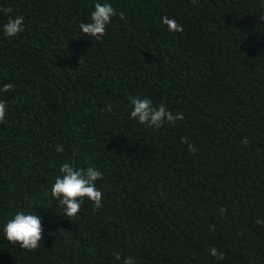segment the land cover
Wrapping results in <instances>:
<instances>
[{
    "label": "trees",
    "instance_id": "trees-1",
    "mask_svg": "<svg viewBox=\"0 0 264 264\" xmlns=\"http://www.w3.org/2000/svg\"><path fill=\"white\" fill-rule=\"evenodd\" d=\"M97 2L125 13L100 40L79 28ZM18 15L24 30L6 37ZM8 83L0 264H264V0H0ZM132 97L185 118L140 124ZM73 161L102 171L103 207L85 198L68 218L51 189ZM20 211L41 217L35 250L4 233Z\"/></svg>",
    "mask_w": 264,
    "mask_h": 264
},
{
    "label": "clouds",
    "instance_id": "clouds-1",
    "mask_svg": "<svg viewBox=\"0 0 264 264\" xmlns=\"http://www.w3.org/2000/svg\"><path fill=\"white\" fill-rule=\"evenodd\" d=\"M11 12V9H8ZM119 15L120 19L125 18L123 11L117 12V9L110 3L97 2L94 5V11L91 13L90 22L80 23V30L96 40H100L106 35L107 27L112 23V18ZM163 24L168 26L172 32H183V25L179 24L175 18H169L167 15L162 17ZM24 30V17L18 15L9 17L6 24L3 25L4 35L6 37H15ZM14 90L10 83L5 84L0 91L8 92ZM131 104L133 109L130 118L137 120L140 124H147L149 127L161 128L165 123L175 126L177 121H182L185 117L182 112L173 113L166 105L160 103L154 105L151 98L132 97ZM108 111H112L111 105ZM7 112L6 102L0 100V123L5 121ZM182 142L188 145V150L195 154L194 145L188 143L187 138H182ZM247 143V139L244 141ZM57 151H63L62 145L56 146ZM60 176L55 178L52 185V196L59 200V204L64 208V213L68 218L75 217L81 210L85 198L94 204L95 210L103 207V193L96 186V181L103 179L101 170L94 166L77 168L75 161L64 163L60 168ZM221 213L226 212L225 208L220 209ZM72 220V219H71ZM258 225L264 226V220H257ZM214 230V225L210 226ZM4 233L8 241L19 244L21 248L35 250L40 247L43 239V224L41 217L34 212H17L13 219L9 220L4 226ZM210 254L218 260H224L225 255L215 246L210 248ZM116 260H121L119 253L115 254ZM123 264H136L133 257L123 258Z\"/></svg>",
    "mask_w": 264,
    "mask_h": 264
}]
</instances>
